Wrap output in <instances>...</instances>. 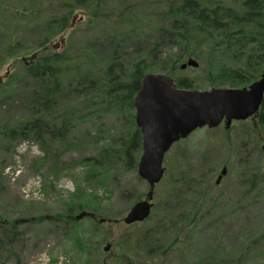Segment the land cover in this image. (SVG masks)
<instances>
[{
    "label": "rangeland",
    "instance_id": "obj_1",
    "mask_svg": "<svg viewBox=\"0 0 264 264\" xmlns=\"http://www.w3.org/2000/svg\"><path fill=\"white\" fill-rule=\"evenodd\" d=\"M87 3L85 0H0V218L18 221L13 234L4 235L0 228V242L8 250L6 257H0V264H91L93 259L112 264L124 249L116 244L128 228L123 217L134 202L125 189H134L139 194L134 200L144 198L148 191L146 181L138 179L133 170L123 173L122 183L106 180L105 186L80 183L82 166L64 165L55 176L48 162L37 167L35 160L43 155L38 143L19 138L11 141L2 134L6 127H15L29 115L25 97L36 87V81L27 74L22 58L29 63L27 57L32 54L36 58L45 52H61L84 68H91L90 63L104 66L115 57L114 60L123 61L128 71L130 63L144 54V72H163L171 64L176 65L177 75L192 72L201 76L206 71V60L196 71L190 66L180 69L187 58L178 59L177 46L163 45L158 53L151 50L155 39L152 29L160 22L157 9L138 4L133 11L136 25L118 28L112 20L122 0L91 1L97 4L98 17H92L83 9L85 6L80 7ZM66 12V26L61 29L56 21ZM50 17L54 18L49 22ZM61 36L63 42L59 41ZM56 43L58 46L54 47ZM241 47L236 45L231 49L235 55H223L224 47L220 46L211 57L212 68L230 63L232 66L244 64L246 69V49ZM209 51L208 45L206 52ZM230 85L215 80L210 87ZM75 97L64 86V91L56 97L58 110L73 107ZM106 114L100 123L108 126L113 120ZM92 121L98 122L90 116L80 117L72 121V126L77 131L93 130ZM250 122V119L243 124L232 122L226 131L222 126L195 129L166 154L168 182L154 189L152 203L156 205L152 213L155 216L150 220H155L158 214L187 215L194 208L198 212L196 225L189 230L190 238L186 239L183 250L169 258L167 264H191L208 254L214 256L215 262L229 264H237L238 258H241L239 264L264 259L263 152L255 147L254 133L246 125ZM263 138L260 136L259 145ZM53 149L59 148L53 146ZM139 153L140 150L137 157ZM62 154V159L67 161L78 153L70 150ZM224 168L226 173L216 184ZM250 172L261 174L263 180L252 185ZM177 180L178 184H173ZM71 205L75 207L72 218L66 216ZM79 212L84 215L77 218ZM143 223L149 221L144 219ZM163 229L160 227L158 231ZM142 233L139 231L138 235ZM185 233L187 230L183 229L180 240ZM137 241L138 250L142 246L141 237ZM107 243L109 247L105 249Z\"/></svg>",
    "mask_w": 264,
    "mask_h": 264
},
{
    "label": "trees",
    "instance_id": "obj_2",
    "mask_svg": "<svg viewBox=\"0 0 264 264\" xmlns=\"http://www.w3.org/2000/svg\"><path fill=\"white\" fill-rule=\"evenodd\" d=\"M85 1L89 3L80 4V7L85 6L83 9L88 10L92 17H96L99 14L96 10L97 4L91 3L93 0ZM135 1L136 3L122 0V5L113 15L112 21L117 23L116 27L123 28L132 23L136 25L137 20L133 15L135 6L147 4L151 10L157 9L160 15L158 18L160 22L152 29V38L155 39L151 43V46L153 45L151 50L158 53L163 45L177 46L180 61L185 57H193L198 61L199 67L207 61L206 71L204 73L203 70L201 76L192 72L177 75L175 64L164 70L163 72L174 78L179 87L205 89L212 86L215 80L230 83V86H245L264 71V0ZM90 3L92 7H89ZM66 15L67 12L60 15L56 21L61 29L66 26ZM53 18L50 17L49 22ZM218 39H223V42L219 43ZM208 45L210 51L207 53ZM236 45L242 46V50L246 49V69L244 64L232 66L230 63L212 68L214 63L211 57L220 46L224 47L223 55L228 53L235 55L230 51ZM239 53L241 55V52ZM138 57V60L130 63L131 69L127 71L123 61L114 60L117 59L115 57L104 66L90 63L91 68H84L61 52L39 54L24 66L27 74L36 81V87L29 90L25 97L29 115L15 127H6L2 134L11 141L19 138L38 143L43 155L35 160L37 167L48 162L55 176L58 169L61 170L64 165L67 168L75 165L83 167L80 182L82 184L94 186L99 183L105 186L106 180L122 183L123 173L135 171L136 154L141 145V134L134 122L132 102V96L139 89L140 78L145 71L143 66L145 63L142 61L144 54ZM190 69L196 71L198 68ZM67 76L68 81H65ZM203 82L205 85H202ZM64 86L73 91L76 103L73 107L66 106L64 110H58L56 97L64 91ZM104 112L113 120L109 121L108 126L100 123ZM87 116L100 124L92 121L93 130L83 128L77 131L74 124L72 126V121ZM255 120V125L246 124L249 131L254 133L255 147L260 151L259 138L264 137V97ZM178 144L179 142L175 143L177 147ZM53 146L59 149H53ZM6 147L9 149L8 145ZM70 150H75L78 154L75 158L63 160L62 153ZM166 172L168 171L165 170L155 188L168 182V178H165ZM248 174L252 176V185L263 180L261 174L257 175L255 172ZM137 178L141 179L138 176ZM173 184L177 185L178 180ZM125 191L131 194L134 202L136 201L134 199L139 197L134 189ZM164 200L170 203L168 199ZM78 205L80 207V204ZM155 205L146 218L148 224H144V220L128 224V228L123 231L116 244L117 247L121 245L124 249L116 255L112 264H167L169 258H174L178 255L177 252L183 250L186 239L190 238L189 230L196 225L198 212L194 208L187 215L181 212L173 217L158 214L155 220L151 221ZM73 208L75 207L71 205L66 212L67 217L72 218ZM17 223L18 221L10 222L8 219L0 218V228L4 230V235L13 234L12 229L17 228ZM180 224H183L181 228ZM160 227L164 228L163 231H158ZM173 227H176L175 231L168 232V229ZM183 229H186L187 233L183 234V239L180 240ZM139 231L143 233L138 235ZM139 237L142 239V246L137 250L135 244L138 243ZM0 255V257L8 255L4 242H0ZM212 259H214L212 254L202 255L191 264H229L224 261L215 262V259ZM240 259H236L235 262L239 264ZM91 264L107 263L93 259Z\"/></svg>",
    "mask_w": 264,
    "mask_h": 264
},
{
    "label": "water",
    "instance_id": "obj_3",
    "mask_svg": "<svg viewBox=\"0 0 264 264\" xmlns=\"http://www.w3.org/2000/svg\"><path fill=\"white\" fill-rule=\"evenodd\" d=\"M59 41L63 42V38ZM187 65L195 67L198 63L189 57L180 67ZM263 97L264 72L248 86L212 87L209 90L178 87L171 76L162 72L143 74L132 100L135 124L141 133V153L136 171L140 178L146 180L148 191L145 198L129 208L123 221L130 224L149 215L153 187L164 171V154L175 141L186 137L196 128L215 127L223 118L226 126L232 119H246L259 109ZM261 148L264 151V139ZM83 213L80 212L77 218L83 216ZM108 247L107 243L105 249ZM248 264H264V259Z\"/></svg>",
    "mask_w": 264,
    "mask_h": 264
},
{
    "label": "flooded vegetation",
    "instance_id": "obj_4",
    "mask_svg": "<svg viewBox=\"0 0 264 264\" xmlns=\"http://www.w3.org/2000/svg\"><path fill=\"white\" fill-rule=\"evenodd\" d=\"M27 63H28V61H27ZM257 113H258V112H257ZM257 113L254 114L253 117L248 118V119L251 120L250 123H253L254 125H255V121H256L255 119H256V115H257ZM248 119H246V120H232V121L229 123L228 126H225L224 121H222V122L220 123L219 126H222L223 131H226L227 129H229V128L231 127L232 122L243 124L244 121L246 122V121H248ZM246 125H247V124H246ZM234 127H235V126H233L232 129H233ZM216 128H217V127H216ZM232 131H233V130H232ZM220 172H221V173L218 175V177L220 176V178H221L222 175H224V174L226 173L225 168H224V172H222V169H221Z\"/></svg>",
    "mask_w": 264,
    "mask_h": 264
}]
</instances>
